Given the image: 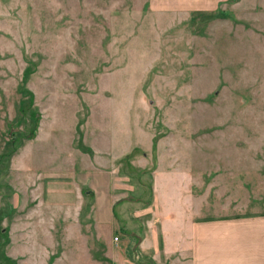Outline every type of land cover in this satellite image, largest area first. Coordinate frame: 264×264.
I'll return each instance as SVG.
<instances>
[{
  "label": "rangeland",
  "instance_id": "rangeland-1",
  "mask_svg": "<svg viewBox=\"0 0 264 264\" xmlns=\"http://www.w3.org/2000/svg\"><path fill=\"white\" fill-rule=\"evenodd\" d=\"M262 212L264 0H0V264H171L183 219Z\"/></svg>",
  "mask_w": 264,
  "mask_h": 264
},
{
  "label": "crops",
  "instance_id": "crops-1",
  "mask_svg": "<svg viewBox=\"0 0 264 264\" xmlns=\"http://www.w3.org/2000/svg\"><path fill=\"white\" fill-rule=\"evenodd\" d=\"M148 1L152 9L191 12L214 10L228 0ZM76 176H78L79 185L88 187L87 197L94 200V225L109 226L113 219L110 178L107 179L106 188L97 191L98 186L91 185L89 180L86 181L87 176ZM70 206V209H74V206L73 208L72 205ZM178 232L181 238L176 243L179 257L175 262L170 259V262L173 261L171 264H264V212L183 219ZM35 237L33 235L34 241L30 242L27 248H31V245L34 249L39 247V242ZM115 244L117 242L114 243L112 239L108 242L110 246ZM30 256L27 260L30 258L33 261L35 255ZM126 261L124 258L114 259L116 264H123ZM165 264H169V254Z\"/></svg>",
  "mask_w": 264,
  "mask_h": 264
}]
</instances>
